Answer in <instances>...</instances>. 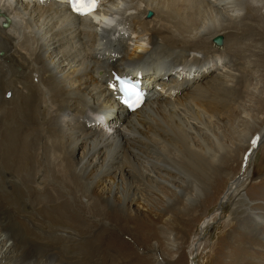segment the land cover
Wrapping results in <instances>:
<instances>
[{"label": "bare ground", "instance_id": "bare-ground-1", "mask_svg": "<svg viewBox=\"0 0 264 264\" xmlns=\"http://www.w3.org/2000/svg\"><path fill=\"white\" fill-rule=\"evenodd\" d=\"M243 1L101 0L103 8L97 14L79 17L69 12L64 0H0V169H8L6 174L15 180L25 178L20 189L26 190L17 189L21 196H29L23 207L47 202L53 208L47 212L52 221L81 228L89 220L75 212L72 203L82 211L87 204L73 188L82 198L90 195L99 205L105 203L109 211L100 207V214L119 223L136 219L139 210L145 219H154L160 212L154 209L155 200L165 203L161 213L170 221L178 218L177 210L185 211L184 203H198L199 180L218 175L221 159L220 164L230 167L237 157V149L223 151L212 137V144L224 153L218 157L199 136L200 131L210 132L208 119L218 117L222 125L230 124L231 108L240 109L236 102L250 87V70L237 68L242 51L222 36L228 32L239 41L242 32H257L250 24L238 26L244 25L243 17H238ZM117 73L141 79L147 89L149 99L138 110L130 112L118 102L111 83ZM11 90L14 96L6 99ZM66 111L69 115L63 119ZM260 137L254 138L253 148ZM199 141L193 147L192 142ZM237 148L242 151L246 146ZM146 157L150 165L141 167ZM162 170L168 180H160ZM126 174L130 181L116 184L117 177L123 180ZM178 178L180 189L175 187ZM248 178L252 176L245 180L232 176L224 199H240ZM28 183L36 185L27 188ZM106 183L111 186L106 188ZM168 189L175 194L166 197L163 191ZM4 194L13 202L18 199ZM179 203L175 209L173 204ZM251 214L256 219L239 235L249 234L262 222L264 208ZM7 231L0 230L2 261L21 248L13 263L51 264V256L42 255L49 253L38 246L47 247L48 241H25V236L36 235L25 221L10 219ZM257 235L246 243L245 264L256 259L255 264H264V233ZM19 240L24 241L21 246ZM67 247L74 251L72 243ZM61 260L60 264H72Z\"/></svg>", "mask_w": 264, "mask_h": 264}, {"label": "rangeland", "instance_id": "rangeland-1", "mask_svg": "<svg viewBox=\"0 0 264 264\" xmlns=\"http://www.w3.org/2000/svg\"><path fill=\"white\" fill-rule=\"evenodd\" d=\"M239 9L238 17H243L242 19H244L242 21L244 25L237 24L239 28H246L250 24L257 28V32H253L252 30L245 34L242 32V38L239 41L236 40V37L233 39L232 36H229L228 32L222 36L228 43H234L242 51L239 56L240 59H236V62L240 66L237 68H247V70H250L247 72L248 78L252 75L249 81L250 87L248 92L236 102V105L240 104V109L237 106L231 108L230 114L233 118L230 124L222 125L223 121L218 120V117H216L217 119H208L210 132L205 134L199 130L202 134L199 137L203 140L202 145L204 147L208 145L211 149H215V153L220 158L224 155L221 150L224 151L229 148L238 150L237 146L241 144H245L246 148L242 151H234L237 157L231 162L230 167L227 163L220 164L222 163V159L220 160L219 158L221 162L218 160L220 165L217 172L218 175L215 173L213 175L212 173L208 176L209 179L199 180L201 182V198L198 203L193 205L184 203L182 207L185 211L177 210L176 216L178 218L170 221V219H165L161 213L164 210L165 206L163 205L165 203L155 200V203L153 202L155 205L152 203L156 207L154 209H158L156 211L160 212H158L154 219H145L141 214L143 211L139 210L140 215L136 219H128L126 220L127 222L122 221L119 223L116 220L105 218L104 212L100 214V207V209L105 207L104 210L107 213L109 211L105 203L99 205L90 195L82 198L81 193L76 188H73L76 191L77 197L81 198V201L86 203L87 207L83 211L76 204L74 205V203H72V207L76 210L75 212L89 221L86 220L87 222H84L85 225L82 223L84 227L81 225V228H79L80 224H78V227L74 226L72 228L56 224L55 221L51 220L52 218L47 215V212L53 208L48 207L51 204L47 202L38 205L39 202L37 203L36 201L34 206L37 207L34 211H32L34 206H28L25 209L23 206L25 203H28L29 196H21L17 191V189L21 190L20 188H24L25 185L22 180L25 178L20 179V182L13 179L8 173L6 174V171L10 172L8 169H0V220L2 221L0 230L9 233L7 228L10 219L25 221L28 227L34 230L36 234L35 236H25L26 242L31 239L33 243H40L45 240L51 243V246L49 243H46L47 247L43 244L42 246L38 245L39 247H44V251L49 253L42 255L51 256V264H60L61 259L67 260L72 264L80 263V261H84L87 264H102L103 262H105L103 264H245L242 257L246 256L248 252L246 243L249 242V238L256 237V233L258 235L264 233V215L262 214V222L258 225L256 224L252 232L246 233L244 236L239 235V232H243L244 228L249 227L250 222L253 223L254 219H256V215H252L251 213L263 212L264 208V142L259 145L252 159L248 160V156L252 154L255 142L253 140L261 135L264 128V0H244ZM199 55L203 56V54ZM222 66L223 63L221 62L220 69ZM236 75L239 78L240 72L236 71ZM17 88L21 89L19 86ZM9 93L11 96L7 97ZM14 94L13 90L9 91L6 94V99L12 98ZM62 115L64 116L63 119H67L69 113L66 111ZM109 134H114L112 128H110ZM212 137L215 138V141ZM213 141H218L222 149L219 150L220 148L217 147L216 143L213 145ZM192 143L193 147H195L201 144V141L199 143ZM171 157L178 159L173 156ZM180 160L178 159V161ZM140 164L141 167L150 165L149 158L146 157L145 162H140ZM181 165H183V162ZM1 166L2 163L0 161ZM162 173L160 180H168L169 178L166 177L167 173L164 175L165 172L163 170ZM227 175L230 178L232 176L233 178L241 177L244 180L248 176H252V178H248L249 183L247 188L242 191L238 200L233 199L230 201L226 200V198L224 199L231 182ZM117 180L119 181L116 184L124 181L129 182L130 178L126 174L125 179L122 180L117 177ZM205 180L208 181L205 182ZM2 182H5V184ZM11 182H15V186H18L14 188ZM106 184V188L111 186L110 183ZM175 184V187L178 186V189L183 187L179 178ZM26 185L29 188L36 184L28 183ZM66 187L70 189V186ZM143 190L145 192L148 191L146 187ZM13 192L14 194H12ZM4 193H8L15 199H18L13 202ZM163 193L166 197H170V195L175 194V191L174 189H168V191H163ZM150 195H153V193H150ZM69 197L71 200L74 199V196ZM41 198L44 201L51 202L44 196L37 197V199ZM179 205L180 203L176 206L173 204L174 207H177L175 209H179ZM244 208H249V211L243 210ZM2 211L4 212V217L2 216L3 218L1 219ZM117 223L118 225H116ZM2 239H5V237ZM69 242L72 243L74 251H72L73 249H67V246H70ZM89 242L92 244L88 245ZM22 243L24 241L19 240V246ZM5 244L6 241L1 243V245ZM104 245L110 247L103 248L105 247ZM60 246L63 247L62 251L59 249L61 248ZM21 250V248L17 249L10 258L19 256ZM54 252L60 253V256L58 257ZM2 254L3 252L0 247V264H19L13 263L17 258H4V261H2ZM5 261L8 262L4 263ZM38 261H36V264L39 263ZM39 264L43 263L40 262Z\"/></svg>", "mask_w": 264, "mask_h": 264}, {"label": "snow or ice", "instance_id": "snow-or-ice-1", "mask_svg": "<svg viewBox=\"0 0 264 264\" xmlns=\"http://www.w3.org/2000/svg\"><path fill=\"white\" fill-rule=\"evenodd\" d=\"M72 10L79 15H90L97 7L98 0H68ZM120 90L126 95L134 94L136 97V103H139L140 94L134 92V85H130L126 81H120ZM131 106V105H130Z\"/></svg>", "mask_w": 264, "mask_h": 264}, {"label": "water", "instance_id": "water-1", "mask_svg": "<svg viewBox=\"0 0 264 264\" xmlns=\"http://www.w3.org/2000/svg\"><path fill=\"white\" fill-rule=\"evenodd\" d=\"M221 42H222V41H221L220 38L217 39V40L215 41V43H216L217 45H220ZM263 142H264V129H263V132H262V134H261V137L259 138V140L256 141V143H255V147L253 148V150H256L257 147H259V145L262 144ZM253 150H252V151H253Z\"/></svg>", "mask_w": 264, "mask_h": 264}]
</instances>
